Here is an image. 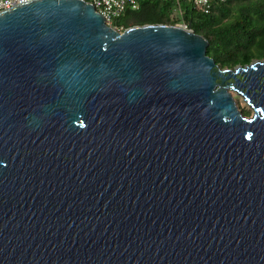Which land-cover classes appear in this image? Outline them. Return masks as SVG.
Instances as JSON below:
<instances>
[{"label": "water", "instance_id": "obj_1", "mask_svg": "<svg viewBox=\"0 0 264 264\" xmlns=\"http://www.w3.org/2000/svg\"><path fill=\"white\" fill-rule=\"evenodd\" d=\"M207 46L86 0L0 11V264H264V58Z\"/></svg>", "mask_w": 264, "mask_h": 264}, {"label": "trees", "instance_id": "obj_2", "mask_svg": "<svg viewBox=\"0 0 264 264\" xmlns=\"http://www.w3.org/2000/svg\"><path fill=\"white\" fill-rule=\"evenodd\" d=\"M138 8H126L115 25L183 23L208 40L209 55L221 68L245 65L264 58V0L214 2L204 13L190 0H138ZM237 97V96H235ZM249 116V110H242Z\"/></svg>", "mask_w": 264, "mask_h": 264}, {"label": "built area", "instance_id": "obj_3", "mask_svg": "<svg viewBox=\"0 0 264 264\" xmlns=\"http://www.w3.org/2000/svg\"><path fill=\"white\" fill-rule=\"evenodd\" d=\"M26 0H0V11L9 8L17 3ZM91 2L95 9L102 15L107 25L115 27L117 30H121L123 27L115 25V20L118 18L126 8L132 9L138 8V0H86ZM222 2L224 0H190L191 4L204 13H208L211 10L214 2ZM183 26L187 29H191L186 24Z\"/></svg>", "mask_w": 264, "mask_h": 264}, {"label": "rangeland", "instance_id": "obj_4", "mask_svg": "<svg viewBox=\"0 0 264 264\" xmlns=\"http://www.w3.org/2000/svg\"><path fill=\"white\" fill-rule=\"evenodd\" d=\"M132 23V21H130L129 22V24H131ZM178 25H183V23H179ZM126 28V27H125ZM125 28H122L121 30H119V31H122L123 29H125ZM255 60V59H254ZM235 96H237V97H235ZM233 97H234V99H235V102H236V104H237V107H238V109L240 110V112L242 113V110L244 109V110H249L250 111V115H252L253 114V109H252V107H250L245 101H244V99L242 98V96H240V95H238V94H236L235 92H233ZM243 114V113H242ZM249 115V116H250Z\"/></svg>", "mask_w": 264, "mask_h": 264}]
</instances>
